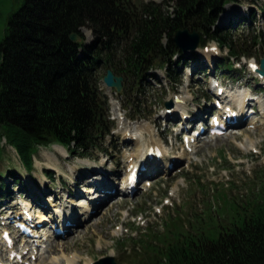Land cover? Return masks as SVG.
<instances>
[{
  "label": "rangeland",
  "instance_id": "rangeland-1",
  "mask_svg": "<svg viewBox=\"0 0 264 264\" xmlns=\"http://www.w3.org/2000/svg\"><path fill=\"white\" fill-rule=\"evenodd\" d=\"M132 1L165 3L166 6L173 2ZM19 4V0H2L0 38L4 34L7 13ZM169 9L172 11V7ZM217 25L221 30H230L235 51L251 54L250 58L247 55L240 60L232 58L231 68L219 69L220 63L228 57V48H220L216 42L210 41L208 46H200L186 53L189 57L194 54L195 60H190L188 66L180 65V73L173 74L171 79L165 69L151 66L142 69L146 73L141 79L138 74L122 73V92L117 93L113 89L121 109L118 119L103 83L107 69L112 67L105 64L100 69L99 89L108 100L111 129L104 141L91 152L70 153L64 147L67 152L60 154L55 145L41 146L32 156V169L27 170L22 167L15 149L5 139L1 141L0 167L4 169L5 165L13 164L22 173L20 185L7 180L6 192L12 190L15 199L11 203L16 208L21 207L18 202L26 205L37 222L45 219L37 217L39 212L44 213L46 219L53 215L36 204V198L46 193L45 198L53 204L62 203L68 211L73 208L81 212L89 209L88 199L96 197L97 192L94 195L86 190L91 186L89 180H95L94 170L84 174L89 170L87 168L101 165L107 160V165L116 171L117 182L112 188L116 190L122 187L119 184L121 180L127 178V165L132 159L139 158L140 149L144 146V154H147L148 146L155 145L161 149L162 144L165 155L176 160L174 169L149 178L152 186H146L145 181L140 182L136 193L115 195L101 206L92 219L74 228L73 233L61 238L51 237V241H55L52 246H47L49 242L44 244L43 237L40 238L41 244L46 247L38 249V253L34 254L36 259L30 258L31 264H91L108 255L115 256L119 264L151 263L154 247L165 249L179 235L187 238L204 233L215 237L219 231H223L224 226L232 227L231 223L238 221V217H244L245 211H251L257 203L264 201V129L260 128L264 126L260 122H264V116L251 113L247 123L233 128L218 139L201 136L198 148L201 151L197 153L188 150L179 120L169 121L163 117V113L172 108L180 111L183 105L179 102L182 99L188 100L183 116L191 115L198 109L203 111L207 105L209 112L205 120L208 123L211 112H215L212 110L216 98V88L210 89V86L217 80L223 83L227 91L252 90L250 95L255 98L262 96L264 105V82H260L258 74L251 72L248 65L251 60L260 67V60L264 56V0L232 1L225 6ZM83 34L88 42L93 41L88 28ZM230 84L235 86L230 88ZM170 102L173 106L167 107L166 103ZM124 117L131 123L144 121L150 124L144 125L145 131L138 147L139 138L133 132L126 137L119 133L120 119ZM252 120L255 123L249 125ZM196 128L198 131L199 128ZM48 162L54 163L57 169L49 166L51 163L48 165ZM163 162L166 167L172 163L167 159ZM77 191L79 194H76ZM50 210L54 212L52 207ZM43 224L40 231L43 233L48 229L52 234L53 229L47 223ZM175 241L178 242V238ZM1 243L0 238V262L6 263L9 252L5 248L2 250Z\"/></svg>",
  "mask_w": 264,
  "mask_h": 264
},
{
  "label": "trees",
  "instance_id": "trees-1",
  "mask_svg": "<svg viewBox=\"0 0 264 264\" xmlns=\"http://www.w3.org/2000/svg\"><path fill=\"white\" fill-rule=\"evenodd\" d=\"M19 1L7 13L0 38V142L14 146L29 169L39 146L58 143L88 152L104 141L111 121L98 72L105 64L139 79L146 73L142 69L160 66L173 77L194 59L173 40L183 28L197 29L201 45L216 41L228 48L219 69L231 68L232 58L251 55L236 52L231 31L217 25L229 0H173L168 6L132 0ZM81 28L91 31L92 42L86 43ZM74 32L81 41L71 40ZM6 174L18 182L14 169ZM1 178L3 193L7 186ZM231 225L215 237L179 235L165 249L154 247L146 264H264V201Z\"/></svg>",
  "mask_w": 264,
  "mask_h": 264
},
{
  "label": "bare ground",
  "instance_id": "bare-ground-1",
  "mask_svg": "<svg viewBox=\"0 0 264 264\" xmlns=\"http://www.w3.org/2000/svg\"><path fill=\"white\" fill-rule=\"evenodd\" d=\"M258 69H259V66L257 65L256 73H258ZM104 89H105L106 93L109 95V97L111 98V101H112L113 106H114V110H117L118 103L115 99V92L107 86H104ZM250 97H251L250 91H248V90H243V91L238 90V92L236 91L235 93H234V91L233 92L227 91V98H228V100H231V101L227 102L226 108H230L234 105L240 106V108H241V116L239 119L240 124L245 122L244 121V117L246 116L245 107L250 106V105H247V103L251 104L252 102H254V99H251ZM187 101L188 100H182L181 99V101L179 103H181L183 106H182V109L180 108V111L178 108L177 109L172 108L173 110L171 113H166V112L163 113V117H165L166 120H169V121L179 120L180 127H181L180 131L186 130L189 125H193V126L199 125L201 123V121L204 120V118H206L205 116L209 112V107L206 105L205 109L203 111H201V109H198V111H193V113L191 115L188 114V116L185 118L183 115L186 114L187 108H185L184 105L186 104ZM257 103H259V110H257V111L259 112V115H262V117H263L264 116V114H263L264 113V107H263L264 105L262 102V96H260L257 99ZM257 103H256V106H257ZM254 110H255V112H257L256 109H254ZM260 122H262V125H264L263 120H261ZM252 123H255V120H252L248 124L252 125ZM145 124H149V123L144 122V121L131 123V122H128L126 117L121 118L120 123H119V133H121L122 135H125V137H126L129 134V132H133V134L137 135V137L139 138V139H137V141H138L137 147H138L139 146V140L142 139L143 133L145 131V129H143ZM260 128L264 129V126L260 127ZM189 134L190 135L187 134V136L185 138H186V145H187L190 153H197V152L201 151V150H198V148L200 147V143H199L200 136L197 137V136L191 135V133H189ZM219 137L217 136V137H214L213 139H218ZM134 138H135V136H134ZM130 139H131V137H130ZM131 140H133V139H131ZM160 146H161V151H162V155H163L162 159L160 161L158 160L159 158L156 155H152L151 158L148 155H145L144 154L145 146L143 147V149H140V154L138 155L139 158L132 159L131 162L127 165L129 168V170L127 169L128 172L126 173L128 178L126 181H125V179L123 180L126 183L122 187L118 186L119 188H117L115 190L114 194L108 193L106 191V189L108 187H111V189H112L113 186H115V181H116V171H114L112 166L110 167L107 165L108 164L107 160L105 162H103L102 165L97 164L95 166L90 167L92 169L87 168L89 170H86L84 172V174H88L89 172L94 170L95 175L93 177L95 180H91V181L89 180V183L91 186L89 189L87 188L86 190L90 191V193H93V194L95 193L94 195H96V192H97V195L94 198L88 199V201L90 202L88 204V206L90 205V207H89V209L84 210V212H81L80 210H77L75 208H73L72 210L70 209L68 211L66 209L65 205H62V203L60 205L53 204V202L49 201L47 198L44 197V196H47L48 194L43 193L44 196H42V195L39 196L40 197L39 200L37 199L39 197L36 198V202H37L36 204H38L39 208H42L44 210H48V211H50V213H53V211L50 210V208L52 207V209L54 211H56L58 215H60L61 213H63V215L61 214L62 218H59V216H57V215L50 214L49 218L46 219L47 216H44V213H42V212L40 213L38 210L39 213H37L38 214L37 217H40L41 219L45 218V219L41 220V223H47L46 225L52 224L55 220L59 221L61 225L63 222L66 221V223H68L70 225H69V227L66 228V229H68V228L69 229H68L67 233L63 234V236L73 233L74 232L73 229L80 227L84 221H87L86 219H92L98 213L101 206L106 201L112 199L115 195L130 194L129 190L127 189L128 188L127 186L132 184V183H133V185H136V183L133 182L134 180L131 178V176L135 170L138 171L137 165L141 166L143 164L144 166H146V171H144V172L141 171L138 173L139 177H143L144 175H147V174L157 175V174H161V172L168 171V169L165 168L163 161H165L166 159L168 161H171L173 159V157L165 155L166 153H164L163 145L161 144ZM55 149L60 154H64V152H66L64 150L65 148L63 146H60V145H55ZM134 150H135V148H133V151ZM163 157H165V158H163ZM174 161H175V159H174ZM50 163H51V165H49ZM47 164L49 166H52L53 169H57L56 167H54V165H53L54 163L48 162ZM83 179H85V178L83 177ZM83 179L81 178V180H83ZM128 181L130 182V184H128L129 183ZM137 182H140V181H137ZM147 184H151V186H152V182L149 179L147 181ZM137 186H138V189H136L134 191V193H136L139 190V185H137ZM76 194H79V191H77ZM50 197H52V196H50ZM54 198H57V197L54 196ZM59 199H61V198H59ZM33 201L35 203V200H33ZM27 205H29V204H27ZM55 206H57V209H55ZM32 207H33V205H32ZM59 207H60V209H59ZM90 209L93 212H89ZM32 222H34V221H32ZM75 223H76V226L74 228H72L73 224H75ZM38 231L39 230L34 229V233L38 234ZM53 234L54 233H52V234L49 233L48 229L46 231H44L43 233L41 232V235L44 238V240L42 242L44 244H47L45 242H49L47 244V246H49V245L52 246L55 243V241H51V239H52L51 237L53 236ZM57 237H59V236H55V238H57ZM61 237H62V235H61ZM39 241H36V238L34 236L30 237V236L24 235L23 240H22V244H21L22 249L18 251V253H19L18 257L20 255H22L20 257V259H18V257L12 258V252H14V249L11 248L9 250L10 252H9L8 258L6 260V263H4V264H14L16 262L18 264H27L28 262L30 263L31 262V260H30L31 255L28 258L27 253H29V251H32V255H34L35 251L38 249L36 247V243L38 244ZM44 247H46V246L43 245V249H44ZM7 248L8 247L5 246V250ZM51 264H54V263L52 262Z\"/></svg>",
  "mask_w": 264,
  "mask_h": 264
},
{
  "label": "water",
  "instance_id": "water-1",
  "mask_svg": "<svg viewBox=\"0 0 264 264\" xmlns=\"http://www.w3.org/2000/svg\"><path fill=\"white\" fill-rule=\"evenodd\" d=\"M83 29V28H82ZM72 41H79L80 37L77 33H72L70 35ZM173 40L177 47L183 51L195 50L197 49L200 42V34L196 29L190 31L188 28L178 30ZM259 73L264 75V57L261 59ZM104 83L109 88H116L118 92H121L123 89V77L117 76L113 73L111 69L107 71L103 79ZM167 106H171V104L167 103ZM92 264H118L115 257L112 255L103 257Z\"/></svg>",
  "mask_w": 264,
  "mask_h": 264
}]
</instances>
